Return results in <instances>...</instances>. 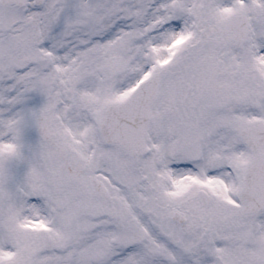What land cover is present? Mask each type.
I'll list each match as a JSON object with an SVG mask.
<instances>
[{
  "label": "snow or ice",
  "instance_id": "1",
  "mask_svg": "<svg viewBox=\"0 0 264 264\" xmlns=\"http://www.w3.org/2000/svg\"><path fill=\"white\" fill-rule=\"evenodd\" d=\"M0 264H264V0H0Z\"/></svg>",
  "mask_w": 264,
  "mask_h": 264
}]
</instances>
